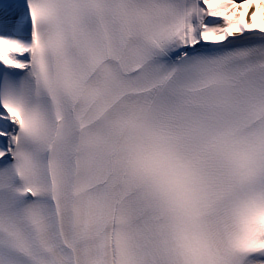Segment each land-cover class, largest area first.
<instances>
[{
	"label": "bare ground",
	"instance_id": "bare-ground-1",
	"mask_svg": "<svg viewBox=\"0 0 264 264\" xmlns=\"http://www.w3.org/2000/svg\"><path fill=\"white\" fill-rule=\"evenodd\" d=\"M226 1L222 0L220 4L223 5L218 12L228 14L227 24L215 26L209 33L210 40H224L228 32L240 35L244 32V26L249 30L264 29V0H238L232 5H226ZM189 2L191 8H193V15L191 16L192 25L186 44L192 46L196 42H202L204 36L200 35L199 30L214 13L211 11V5L204 4L203 0H189ZM7 22L11 28L20 30L21 25L25 23V19L23 17L18 19L12 16L0 22V51L25 52L29 45V40H25L18 35L7 34ZM203 40L207 41L208 38L204 37ZM10 124L12 125V122L10 120L7 121L6 117L0 118V157L5 154L4 146L10 142L12 137Z\"/></svg>",
	"mask_w": 264,
	"mask_h": 264
}]
</instances>
